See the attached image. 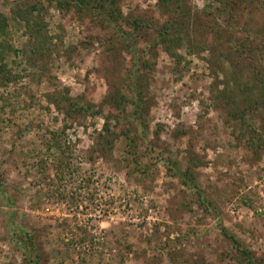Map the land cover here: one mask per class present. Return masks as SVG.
<instances>
[{
  "label": "rangeland",
  "instance_id": "374dc122",
  "mask_svg": "<svg viewBox=\"0 0 264 264\" xmlns=\"http://www.w3.org/2000/svg\"><path fill=\"white\" fill-rule=\"evenodd\" d=\"M206 2L190 0L198 10ZM155 4L156 0H122L120 6L124 14L148 15ZM0 10L9 11L5 0H0ZM50 13V33H65L50 58L52 82L29 83L25 57L20 55L7 62L13 68L14 61L20 63L15 72L21 78L15 85L0 87V106L18 100L12 114L7 115L10 106L4 107L6 113L0 108V184L10 196V201L0 196V264H25L10 234L15 225L31 233L36 229L49 257L44 264H241L218 224L264 258V151L256 157L244 150L236 133L223 123L226 110L217 108L211 96L216 82L203 54L183 50L188 65L180 64L183 75L177 79L170 72L174 62L160 52L148 121L149 135L154 137L159 129L160 143L167 148L158 150L164 160L183 163L191 156L201 163L196 176L214 203L213 216L196 205L183 206L184 188L168 175L163 160H152L154 176L142 178L137 172L127 176L133 163L127 166L121 159L122 140L114 144L111 155L97 152L100 117H88L79 125L47 104L45 93L63 95L64 90L97 103L107 90L105 71L112 66L97 38L107 33L74 12L51 8ZM252 18L254 27L264 26V13ZM244 21L241 17L239 28ZM8 30L10 41L20 46L22 27L11 23ZM23 100L27 106H21ZM65 121L70 126L60 141L64 151L47 149L50 132L60 131ZM60 160L68 165L62 181L55 174ZM63 219H69L71 230L62 226ZM76 239L81 246L64 259V242ZM91 242L94 248L86 252Z\"/></svg>",
  "mask_w": 264,
  "mask_h": 264
},
{
  "label": "trees",
  "instance_id": "16d2710c",
  "mask_svg": "<svg viewBox=\"0 0 264 264\" xmlns=\"http://www.w3.org/2000/svg\"><path fill=\"white\" fill-rule=\"evenodd\" d=\"M5 2L9 5V11L5 13L0 10V87L15 85L21 78L15 72L20 63L14 61L17 66L13 68L7 62V59L20 55L25 57L22 62L26 67L24 70L28 71L24 75L29 83L38 84L47 79L49 83L52 82L48 77L52 66L50 58L56 45L63 41L65 33H50L51 8L60 12H74L80 20H88L97 26L103 35L107 33L104 37H97L105 45L107 58L112 64L105 71L107 90L102 98L93 103L82 93L71 95L64 89L63 95L47 92L43 97L47 104L55 106L65 120L79 125L88 117H100L103 123L94 148L103 155H111L114 144L122 140L125 149L121 159L127 166L133 163V172L127 176L137 172L142 178H152V160H163L168 175L184 188L183 206L191 208L196 205L208 216L215 213L213 201L207 198L197 180L196 170L201 163L191 156L183 163L169 158L165 159L166 162L158 151L162 147L164 151L167 150L160 143L159 129L153 131L154 137L149 135L148 119L154 102L151 87L160 52L174 62L170 72L177 79L183 75L180 64L188 65L181 53L183 50L188 55L203 54L201 58L216 82L210 88L211 96L217 108L226 110L223 123L236 133L235 139L244 150L251 151L256 157L264 151V26L252 25V15L259 11L264 13V0H207L201 10L193 6L190 0H156L154 11L148 15L132 11L124 14L120 6L122 0ZM241 17H244L245 23L239 28ZM11 23L23 29L21 35L24 41L20 46L10 41L8 29ZM17 103L18 100L14 103L3 101L1 112L5 106H10L7 115L12 114ZM19 103H22L21 106L28 105L25 100ZM68 126L70 124L65 121L60 131H51L44 146L62 151L60 141L65 138V128ZM61 153L63 155L64 152ZM55 164L56 177L62 181L63 172L68 168L67 162L64 164L60 160ZM2 177L1 172L0 182ZM0 196L10 201L1 184ZM62 226L69 228V219H63ZM216 226L241 264H264V258L244 246L235 234L222 224ZM76 229L86 234L81 227L76 226ZM10 234L25 264H44L48 260L35 228L31 233L15 225ZM92 243L86 252H92ZM77 245L81 246L78 239L64 242L63 258L70 259ZM84 250L80 248L78 251L82 254Z\"/></svg>",
  "mask_w": 264,
  "mask_h": 264
}]
</instances>
